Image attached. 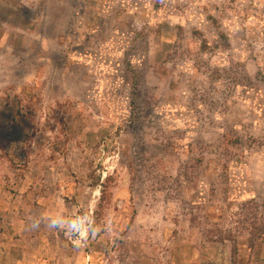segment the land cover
Returning <instances> with one entry per match:
<instances>
[{
	"label": "rangeland",
	"instance_id": "1",
	"mask_svg": "<svg viewBox=\"0 0 264 264\" xmlns=\"http://www.w3.org/2000/svg\"><path fill=\"white\" fill-rule=\"evenodd\" d=\"M0 264H264V0H0Z\"/></svg>",
	"mask_w": 264,
	"mask_h": 264
},
{
	"label": "clouds",
	"instance_id": "2",
	"mask_svg": "<svg viewBox=\"0 0 264 264\" xmlns=\"http://www.w3.org/2000/svg\"><path fill=\"white\" fill-rule=\"evenodd\" d=\"M42 225L49 229L63 230L65 235L71 238L73 244L78 247L86 244L89 239L97 238L101 233H112L118 226L113 218H108L103 224H98L95 217L84 210L75 214L42 213L32 218L29 227L30 230H38Z\"/></svg>",
	"mask_w": 264,
	"mask_h": 264
}]
</instances>
